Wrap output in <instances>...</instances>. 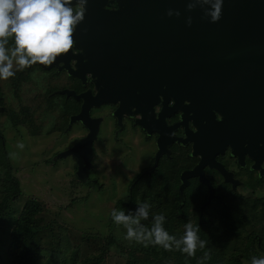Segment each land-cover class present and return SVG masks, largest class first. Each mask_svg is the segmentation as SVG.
Masks as SVG:
<instances>
[{
	"label": "water",
	"instance_id": "obj_1",
	"mask_svg": "<svg viewBox=\"0 0 264 264\" xmlns=\"http://www.w3.org/2000/svg\"><path fill=\"white\" fill-rule=\"evenodd\" d=\"M111 1L88 0L74 34V48L81 53L74 56L77 69L69 72L82 82L90 74L99 87L94 97L90 92L77 97L83 104L71 123L81 122L88 134L61 154L75 158L78 177L87 173L98 130L99 120L91 119L89 111L118 103L115 116L120 120L131 97V106L140 112L150 103L147 97L157 102L160 96L161 122L172 98V108L183 114L182 124L191 121L196 128L184 142H193V154L201 159L193 171L181 175L182 186L187 176H198L211 195L203 168L221 170L213 158L225 147L240 162L245 153L257 154L259 167L264 160V0H223L216 23L204 17L199 5L187 10L194 0H119L117 9H108ZM169 9L180 16L169 17ZM160 140L156 158L172 141Z\"/></svg>",
	"mask_w": 264,
	"mask_h": 264
},
{
	"label": "rangeland",
	"instance_id": "obj_2",
	"mask_svg": "<svg viewBox=\"0 0 264 264\" xmlns=\"http://www.w3.org/2000/svg\"><path fill=\"white\" fill-rule=\"evenodd\" d=\"M119 3L113 0L109 4ZM14 80L17 82L13 84ZM61 82L62 78L48 75L38 65L17 71L7 81L0 80V136L12 167L11 174L18 179L22 191L10 204L9 215L0 222V255L3 259L6 257L13 219L26 200L35 199L43 208L37 221L44 227L38 264H62L63 259L70 262L73 251L78 252L75 264H85L84 260L88 259L87 264H92L109 234L115 237L116 245L100 264H126V254L139 243L124 239L126 230L110 221L111 212L116 209L117 201L128 200L130 183L149 162L148 155L134 137L125 144L124 134L111 125L108 109L102 113L107 116L109 125L104 126L97 139L94 153L87 162L86 175L78 177L76 160L61 153L71 149L85 135V130L78 123L68 122L71 110L61 109L57 96L52 99L47 91L50 87H62ZM64 82L65 88L73 85L68 76ZM24 110L29 111L30 117ZM15 120L18 121L16 127ZM106 129L107 134L112 131L111 137L118 134L110 140L105 137ZM18 142L24 144L22 150L17 147ZM166 167L161 165L163 171ZM3 172L0 162V178ZM254 180L252 176L247 186L246 181L239 179L238 186H228L221 191L226 195V203L237 206L245 217L239 239L229 240L228 254L236 250L251 258L264 256V176L259 182ZM193 195L196 194L190 193L191 198ZM222 214L215 212L209 220L217 225ZM250 240L252 243L248 244ZM242 264L250 263L242 260Z\"/></svg>",
	"mask_w": 264,
	"mask_h": 264
},
{
	"label": "trees",
	"instance_id": "obj_3",
	"mask_svg": "<svg viewBox=\"0 0 264 264\" xmlns=\"http://www.w3.org/2000/svg\"><path fill=\"white\" fill-rule=\"evenodd\" d=\"M13 41L9 39L11 46ZM23 113L27 115L24 110ZM16 127L18 121H13ZM0 162L4 167L3 178H0V222L11 212L13 201L22 195L18 179L11 174L12 167L8 163L7 152L0 136ZM171 169H163L159 166L150 174L137 175L131 181L128 190V200L116 202V209L135 212L137 202L150 204L149 218L141 223L147 227L152 226L154 214H163L165 222L163 227L170 234L179 239L185 231V224L189 221L199 227L198 235L201 240L207 242L205 248H197L195 256L189 257L186 253L176 250L167 251L160 246L149 244L145 247L138 244L133 251L127 253L126 264H198L208 253L209 258L203 260V264H242L247 260L251 264V257L236 250L227 253L229 240L234 237L239 239L240 230L243 227L245 217L237 206L226 203L221 205L214 199L203 206L204 196L199 194L190 197L187 191L180 193L176 183L173 181L174 173ZM203 194V192H201ZM219 194V193H218ZM264 209V208H263ZM43 208L35 199H28L20 209L9 231V243L5 251V258L0 255V264H38L41 252V233L43 228L38 224V216ZM223 212L221 220L217 225L209 220L213 213ZM264 216V212L262 213ZM215 220V219H214ZM111 221V218H110ZM112 225V224H111ZM252 243L251 240L248 244ZM116 245V239L109 234L103 239L100 255L94 259L92 264H100L108 254V251ZM256 256V255H254ZM257 257V256H256ZM78 260V252L73 251L70 262L63 259L62 264H75ZM84 260L85 264L89 263ZM67 262V263H66Z\"/></svg>",
	"mask_w": 264,
	"mask_h": 264
},
{
	"label": "flooded vegetation",
	"instance_id": "obj_4",
	"mask_svg": "<svg viewBox=\"0 0 264 264\" xmlns=\"http://www.w3.org/2000/svg\"><path fill=\"white\" fill-rule=\"evenodd\" d=\"M118 6L119 5L117 4H109L107 8L117 9ZM80 53L81 50L75 49L73 47L68 53L59 56L50 66L45 67L37 64L41 70L47 72L48 75L54 76L57 79L62 78V87H50L47 91H50V94L53 97L52 99H55V96H57V99H59L60 102L59 107L61 109H64L65 111L66 109L71 110L72 113L69 115L68 122H71V119L81 112L83 100L77 97L85 92H90L91 96L94 97L99 91V87L95 85V78H91L90 74H86L85 81L82 82L81 79L69 72V70L77 69L75 66L76 59L74 56ZM65 65H68V67L66 68ZM66 76H68V79L73 84L72 87L65 88L64 78H66ZM15 82L17 81L14 80L13 84ZM68 92H72L73 94L67 95ZM149 99L150 103H145L146 105L141 106L139 112L136 107L131 106L130 101L134 100L133 97L127 98L125 110L122 113L120 120H118L117 116H115L118 103H102L99 106H93L89 111V117L94 120H99V124L96 138L92 142V154L94 153L97 139L104 131V126L109 125L107 116L104 113L108 112L107 110L110 109L111 112L110 115L108 113V116L112 117L111 125L114 126L117 132H122L124 134L125 144L131 141L132 137H134L137 144L141 145V149L145 155H148L147 159L149 162L144 164V167H142L138 175L150 174L152 171L157 170L159 166L161 167V165L168 166L166 169H171V171L174 169L173 181L176 183L179 192L181 191L183 193L187 191L191 194H199L204 196L205 200L203 201V206L214 199L218 200L221 205L226 206V195L221 193L222 189H227L228 186H238L237 182L239 179H242L245 183V181L247 182L251 180L252 176H254V181L259 182L261 177L264 176V173L262 172V169L264 168V160L260 163L259 167H255V158L257 154L249 156L245 153L243 155V161L240 162L238 157L232 154L231 149L229 147H225L222 153L215 155L213 158L214 161L219 166H221V170L217 169V167L211 166H205L203 168V177L213 188L211 195L209 186L199 181L198 176H187L185 178L186 185L182 186L183 181L181 180V175L193 171L195 166L200 163L201 159L200 156L193 154V142H184L188 137L187 132L194 133L196 128L193 126L191 121H187L186 125L182 124L183 114L181 111H176V109L172 108L174 105L172 98L168 99V105L165 106L166 109L163 111L164 116L161 122L159 114L163 108V99L159 96L157 102L152 101L156 100L152 97H147L146 100ZM149 106L151 107L150 113L148 109ZM25 111L27 112L26 116L30 117L29 111ZM102 111L104 113H102ZM72 123H78L79 126L83 127L85 130V135L78 139V141L85 138L88 134V130L79 121ZM107 131L108 130L106 129L105 137L108 136V139L110 140L114 139L115 135L118 134L115 133L114 137H111L112 131L109 130L110 134H107ZM159 131L162 133L161 135ZM159 136H161V140L167 139L170 141L172 139V141L166 144L164 152L161 153L158 158H156L157 152L159 150ZM161 140L160 143H162ZM78 141H76L74 145ZM66 151H68V149L61 154L65 153ZM171 163H173L175 167ZM250 184L251 183H248L247 186ZM201 192H203V194Z\"/></svg>",
	"mask_w": 264,
	"mask_h": 264
},
{
	"label": "clouds",
	"instance_id": "obj_5",
	"mask_svg": "<svg viewBox=\"0 0 264 264\" xmlns=\"http://www.w3.org/2000/svg\"><path fill=\"white\" fill-rule=\"evenodd\" d=\"M88 0H0V80H9L17 71H24L33 65L50 66L62 54L68 53L75 45L74 34L83 22ZM199 5L204 17L211 23L220 20L223 0H194L187 3L189 12ZM169 17L180 16L179 11L169 9ZM187 23L191 26V17ZM9 39L13 41L9 46ZM17 147L24 148L22 142ZM14 155V154H13ZM135 212L113 209L112 221L125 230L124 239L143 244L160 246L167 251L176 250L195 256L197 248H205L207 242L201 240L199 227L190 221L185 224L184 234L177 239L170 235L163 224L165 216L154 214L152 226L141 223L149 218L150 204H137ZM209 258L207 252L198 264ZM251 264H264V256H253Z\"/></svg>",
	"mask_w": 264,
	"mask_h": 264
}]
</instances>
